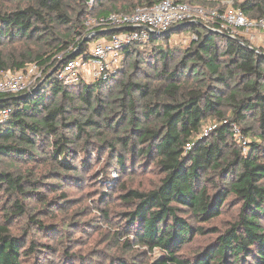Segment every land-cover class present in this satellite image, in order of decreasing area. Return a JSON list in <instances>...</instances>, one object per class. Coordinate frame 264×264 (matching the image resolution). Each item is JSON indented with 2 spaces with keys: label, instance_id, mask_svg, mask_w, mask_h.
<instances>
[{
  "label": "trees",
  "instance_id": "trees-1",
  "mask_svg": "<svg viewBox=\"0 0 264 264\" xmlns=\"http://www.w3.org/2000/svg\"><path fill=\"white\" fill-rule=\"evenodd\" d=\"M90 1L79 0L70 11L65 0H0V77L33 64L43 71L30 89L0 94V109H11L0 122V264H23L40 256L39 245L48 247L30 238L31 224L48 229L29 203L35 199L48 207L65 199L64 192L49 199L46 191L81 178L71 156L79 147L88 152L91 143L97 151L109 146L110 168L133 173L151 160L162 175L153 188L122 185L121 197L129 204L121 213L124 245L161 250L145 264H264V48L219 31V19L174 29L182 22L124 47L125 60L134 57L132 72H122L126 81L64 85L56 72L48 74L90 34L84 22L95 7ZM158 1L94 0L110 3L97 16ZM236 5L252 19L264 16V0ZM185 28L193 32L189 45H171ZM105 91L113 97L106 100ZM212 119L220 123L200 135ZM42 152L49 157L42 159ZM36 165L42 168L33 170ZM230 202L239 209L226 227L203 224L218 219ZM21 219H27L23 235L12 227ZM65 231L63 226L62 238ZM199 235L206 238L185 251ZM128 256H114V262L131 264Z\"/></svg>",
  "mask_w": 264,
  "mask_h": 264
},
{
  "label": "rangeland",
  "instance_id": "rangeland-1",
  "mask_svg": "<svg viewBox=\"0 0 264 264\" xmlns=\"http://www.w3.org/2000/svg\"><path fill=\"white\" fill-rule=\"evenodd\" d=\"M77 1L79 0H65L70 11H73L74 7L77 6ZM235 1L239 2L243 0ZM94 5L93 13L84 19L85 23L89 16L101 17L97 16L98 11L110 8L109 2L105 4L98 3V5L94 2ZM216 7L226 8L227 5L217 4ZM200 21L206 23L213 22L205 19ZM240 33L244 34L242 38H245L251 44L257 47L261 46L259 42L252 39L250 33H246L243 30ZM192 36V30L185 28L177 31L170 40V43L173 46L185 48L189 45ZM97 40L95 38L90 43L93 44ZM120 53L119 65L108 75V80L116 77L119 81L121 79L126 81L127 76L126 74L123 75L122 72L128 71V73H131L133 70L132 63L134 57L125 60L122 50ZM136 77L143 79L142 75L134 76V78ZM102 97H106L105 99L107 100L113 97V95L111 92L105 91ZM85 116H87V113ZM218 123H220V120H208L200 135L206 136ZM236 138L242 141L239 134ZM90 140L100 141L99 138H90ZM42 145H44V150H46L48 140L43 141ZM108 147L107 144H103L100 150L97 151L95 150V145L91 143L88 152H84L81 147L76 148L72 153L71 162L78 168V170L73 171L78 173L81 178L75 179L71 177V181H62L63 188L62 190H57V192H54L53 188H49L46 191L49 199L59 196L61 192L66 194V198L57 199L56 202L48 207H45L43 203L35 199L29 203L33 208L32 214L41 219L48 229L46 231L41 230V228L31 224L34 229L31 231L30 238L41 243H48V247L39 245L41 249H44L40 252V256L33 259L29 258L23 264H31L33 262L38 264H117L114 262V256L124 255H129L131 264H145L149 260V257L156 259L161 256L159 248L150 251L149 248L141 244H133V246L124 245L127 233L124 232V217L121 216V213L128 209L129 204L124 203L121 193H123V183L134 188L149 189L159 183L162 175L156 170L157 168L153 167L151 160L148 162L149 166L147 169H141L133 173H122L117 166L110 168L112 154L109 153V150H106ZM86 154L89 155L86 160V167H84V156ZM41 156L44 160L46 157H49L44 152H42ZM48 160L51 161V159ZM42 163L45 162L42 161ZM18 165L25 169L32 167L31 164H25L24 162L18 163ZM41 168L42 166L36 165L33 167V170ZM52 181L54 179L48 180V182ZM238 209V204L232 205L230 202L218 219L203 224L226 227L234 219ZM26 222L27 219H21L17 223H13V230L18 234H22L20 228ZM53 223L58 224H55L53 228ZM63 226L66 227V236L62 238ZM205 238L199 235L196 239L198 241L194 242L193 246L187 248L185 251L190 252L191 249L196 248V245Z\"/></svg>",
  "mask_w": 264,
  "mask_h": 264
},
{
  "label": "built area",
  "instance_id": "built-area-1",
  "mask_svg": "<svg viewBox=\"0 0 264 264\" xmlns=\"http://www.w3.org/2000/svg\"><path fill=\"white\" fill-rule=\"evenodd\" d=\"M208 4L187 2L184 0H160L148 6H139L132 12L110 13L108 16L92 17L86 20L88 33L97 28L122 27L126 30L114 32L110 36H100L87 51L68 59L58 68L56 76L64 85L77 84L83 80L97 81L107 79L111 71L119 65L120 52L133 42H142L155 32L167 30L175 24L202 19L216 21L219 19V31L233 37H243L241 30L250 33L264 48V16L260 19L248 17L237 6L235 0H195ZM94 0L89 2L92 6ZM223 4L220 8L210 5ZM222 8V7H221ZM128 27H135L128 29ZM43 71L33 64L25 70L3 72L0 77V94L19 93L30 89L42 77ZM11 113L9 107L0 109V122ZM235 134L240 135L239 128Z\"/></svg>",
  "mask_w": 264,
  "mask_h": 264
},
{
  "label": "water",
  "instance_id": "water-1",
  "mask_svg": "<svg viewBox=\"0 0 264 264\" xmlns=\"http://www.w3.org/2000/svg\"><path fill=\"white\" fill-rule=\"evenodd\" d=\"M194 24V21H190V22H185V23H182L181 25H178L177 27H175L174 29H180L182 27H187L189 25H192ZM135 27H128V29H134ZM122 30V27H119L117 29H104V30H98V31H95V33H92V34H87L83 40L80 42L79 46L67 57L66 61L70 58H73L75 56H78L79 54L82 53V48L81 46L85 43V42H90L92 40H94L95 38L97 37H100V36H105V35H109L110 33H113L115 31H120ZM60 67V64H58L54 69H52L50 71V73L48 74V76H51L53 75L57 70L58 68Z\"/></svg>",
  "mask_w": 264,
  "mask_h": 264
}]
</instances>
